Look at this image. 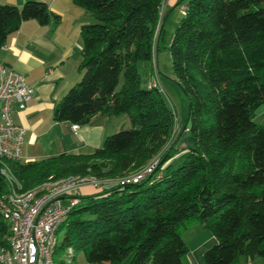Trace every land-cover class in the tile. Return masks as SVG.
Wrapping results in <instances>:
<instances>
[{"label": "trees", "instance_id": "trees-1", "mask_svg": "<svg viewBox=\"0 0 264 264\" xmlns=\"http://www.w3.org/2000/svg\"><path fill=\"white\" fill-rule=\"evenodd\" d=\"M72 1L91 20L80 31V79L55 104L53 119L81 126L97 115L126 114L130 127L90 154L9 163L24 190L49 177L110 180L79 193L58 229L54 263L75 264L74 256L56 257L72 249L90 264H120L129 256L128 264H184L182 235L193 224L216 238L203 264L264 258V125L252 119L264 105V0H184L168 37L163 17L158 44H166L189 104L188 131L178 136L175 112L156 87L143 85L137 67L153 60L163 0ZM32 19L59 18L37 0L0 4V48ZM156 156L158 165L139 182H116ZM8 192L0 172V197ZM9 231L0 214V246Z\"/></svg>", "mask_w": 264, "mask_h": 264}, {"label": "crops", "instance_id": "crops-1", "mask_svg": "<svg viewBox=\"0 0 264 264\" xmlns=\"http://www.w3.org/2000/svg\"><path fill=\"white\" fill-rule=\"evenodd\" d=\"M26 1L0 0V4L21 7ZM37 1L45 3L58 16V21L48 24L33 19L23 21L0 48V70L13 68L33 89V96L25 107L13 113L14 121L25 129L21 162L39 161L62 153L90 154L101 147L107 136L129 128V118L126 114H101L85 125H77L76 131L72 130L74 124L53 119L55 104L80 79V31L91 19L72 0ZM252 119L264 125V105L255 109ZM92 188L84 186L79 193L95 192H82ZM182 236L187 246L183 263L203 264L204 252L216 243L214 235L193 224ZM247 264H264V258H254Z\"/></svg>", "mask_w": 264, "mask_h": 264}, {"label": "built area", "instance_id": "built-area-1", "mask_svg": "<svg viewBox=\"0 0 264 264\" xmlns=\"http://www.w3.org/2000/svg\"><path fill=\"white\" fill-rule=\"evenodd\" d=\"M150 86L156 87L155 83ZM157 88V87H156ZM33 96L24 76L13 68L0 70V172L9 192L0 197V214L9 223L7 245L0 246V264H55L59 242L58 229L69 210L79 202L84 186L98 187L110 182L89 176L49 177L30 189H22L9 163L21 161L25 129L14 121L15 109H23ZM78 126L72 125L76 131ZM188 128H183V132ZM159 160L153 159L143 170L116 180L120 184L137 183L151 174ZM68 249L66 260L73 259Z\"/></svg>", "mask_w": 264, "mask_h": 264}, {"label": "rangeland", "instance_id": "rangeland-1", "mask_svg": "<svg viewBox=\"0 0 264 264\" xmlns=\"http://www.w3.org/2000/svg\"><path fill=\"white\" fill-rule=\"evenodd\" d=\"M183 5L184 0H163V4L160 8V24L154 34L153 60L150 64L144 62H139L137 64L139 73L143 80V85H146L147 82H150L151 84L155 83L157 89L162 93V96L164 97L167 106L175 112V136H178L179 134L183 133V128H185L184 123L187 119L189 104L187 97L184 91L181 89L180 85L178 84L177 77L173 72L171 55L166 44H164L163 41H160L158 44V33L163 17V27L166 36L168 37L169 35L174 33L176 27L178 26L182 18L181 13L183 11ZM172 153H174V151ZM155 158L157 160H160V156H156ZM172 162L174 164H178L180 162V159H177V157H175ZM92 189L84 190L82 192H92L97 188L93 187ZM62 237L63 232L58 233V239L61 240ZM58 256L62 258H67L64 253L57 254L56 257ZM129 258L130 256L127 257L122 263H128ZM74 263L90 264L83 257L82 253L79 252H74Z\"/></svg>", "mask_w": 264, "mask_h": 264}, {"label": "water", "instance_id": "water-1", "mask_svg": "<svg viewBox=\"0 0 264 264\" xmlns=\"http://www.w3.org/2000/svg\"><path fill=\"white\" fill-rule=\"evenodd\" d=\"M184 127H185V125H184ZM185 141V140H184Z\"/></svg>", "mask_w": 264, "mask_h": 264}]
</instances>
